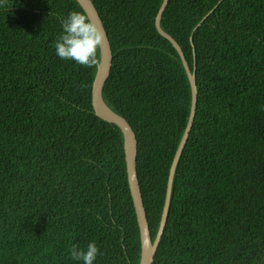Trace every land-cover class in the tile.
Here are the masks:
<instances>
[{
	"label": "trees",
	"instance_id": "obj_1",
	"mask_svg": "<svg viewBox=\"0 0 264 264\" xmlns=\"http://www.w3.org/2000/svg\"><path fill=\"white\" fill-rule=\"evenodd\" d=\"M163 1L93 0L112 49L102 97L136 132L153 239L192 101L155 26ZM73 10L86 15L77 0H0V264H82L68 249L91 241L94 264L140 261L124 138L91 101L97 65L55 55ZM161 24L198 106L152 264H264V0H170Z\"/></svg>",
	"mask_w": 264,
	"mask_h": 264
},
{
	"label": "water",
	"instance_id": "obj_2",
	"mask_svg": "<svg viewBox=\"0 0 264 264\" xmlns=\"http://www.w3.org/2000/svg\"><path fill=\"white\" fill-rule=\"evenodd\" d=\"M77 1L82 6L89 20L97 27L98 31L103 36V41L99 48V63L97 65L96 75L92 83L91 101L96 115L102 120L117 126L122 132L124 138V157L126 163L128 185L141 233L142 252L139 264H152L154 257L157 254L168 222V216L171 207L170 201L172 193V184L176 167L179 162L182 151L185 149L186 144L189 141V136L194 126V121L196 118L198 96L196 89L195 68L192 71L190 70L185 54L180 45L178 44L179 42L172 35L167 33L161 26L163 13L170 1L164 0L155 19L156 29L161 35L165 36L171 41L172 46L177 51L188 78L192 101L191 111L186 129L184 131L180 145L175 151L172 163L169 168L167 187L164 199L165 205L162 212L159 230L155 239H153L150 223L147 216V210L142 200L140 184L137 175L136 162L139 143L136 132L134 131V128L130 125V123L127 121V119L114 112L107 105V103L105 102V100H103L102 97V92L110 75L112 67V49L110 45L109 35L93 0ZM191 41H193V39H191Z\"/></svg>",
	"mask_w": 264,
	"mask_h": 264
},
{
	"label": "clouds",
	"instance_id": "obj_3",
	"mask_svg": "<svg viewBox=\"0 0 264 264\" xmlns=\"http://www.w3.org/2000/svg\"><path fill=\"white\" fill-rule=\"evenodd\" d=\"M3 2L6 3V0ZM60 27L62 31L53 43L55 55L61 60H70L85 68L98 65V52L103 36L88 17L82 12L70 11L66 17L61 18ZM197 28L198 26L194 33ZM102 254L95 241L89 242L86 249L78 244H72L68 249V258L82 264H94L98 255Z\"/></svg>",
	"mask_w": 264,
	"mask_h": 264
}]
</instances>
